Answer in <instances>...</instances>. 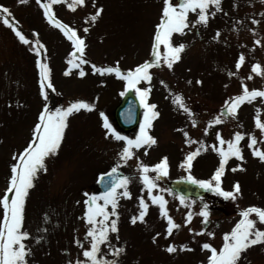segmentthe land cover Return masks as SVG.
Segmentation results:
<instances>
[{
  "label": "rangeland",
  "instance_id": "374dc122",
  "mask_svg": "<svg viewBox=\"0 0 264 264\" xmlns=\"http://www.w3.org/2000/svg\"><path fill=\"white\" fill-rule=\"evenodd\" d=\"M263 93L264 0H0V264H264Z\"/></svg>",
  "mask_w": 264,
  "mask_h": 264
},
{
  "label": "water",
  "instance_id": "95a60500",
  "mask_svg": "<svg viewBox=\"0 0 264 264\" xmlns=\"http://www.w3.org/2000/svg\"><path fill=\"white\" fill-rule=\"evenodd\" d=\"M137 101L128 93L122 103L115 110V118L117 123L123 129L132 127L137 119L138 113ZM122 174L117 171H109L103 174L98 179V185L104 194L110 193L121 180ZM170 187L176 192L184 196L189 195H201L204 193V189L197 184L185 181V180H174L170 183Z\"/></svg>",
  "mask_w": 264,
  "mask_h": 264
}]
</instances>
